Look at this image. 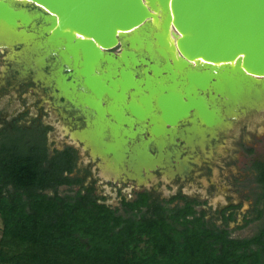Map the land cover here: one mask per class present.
<instances>
[{"label":"water","instance_id":"obj_1","mask_svg":"<svg viewBox=\"0 0 264 264\" xmlns=\"http://www.w3.org/2000/svg\"><path fill=\"white\" fill-rule=\"evenodd\" d=\"M11 1L0 0V25L18 32L27 29L28 21L33 18L35 29L45 33L40 36L41 44L58 53V58L53 55L46 58L45 67H49V73L53 68L59 70L62 78L69 80L67 84L84 89L86 97L99 100L105 109L124 100L123 107L130 108L128 116L138 118L145 116L143 113L149 104L151 113H159L153 116H160L166 130L183 125V121L190 127L182 130H191L194 128L191 121L198 116L203 121L208 119L210 125L205 124L214 130L206 135L212 137L238 111L264 106V97L259 101L253 89L264 77V0H24L26 4ZM155 3L160 7L163 25L160 31L152 33L150 23L154 19ZM168 32L175 41L173 48L178 58L167 49L165 36ZM3 37L0 35V49L11 52L10 57L16 65L26 66L22 57L24 43L6 41ZM57 46L64 47L69 61L60 60L63 50ZM116 48H119L118 53L112 51ZM19 55L20 62L17 61ZM57 63L60 66L57 67ZM193 63L197 66L191 67ZM179 64L186 72L183 78L176 73ZM217 64H222L221 68L234 64L239 69L236 79L228 73L212 71L211 66ZM135 68L137 70L132 72ZM225 68L232 73L231 68ZM50 74L44 76V80L53 91L59 92L55 98H64L72 108L84 113L80 104H75L56 86ZM223 74L226 76L219 80ZM249 88L253 90V98ZM136 94L138 96L134 97ZM217 97L224 102V109L227 104L230 108L235 104L234 113L226 112L219 127L214 125L213 114L210 115L217 111ZM141 99L145 100L138 105ZM99 101L84 98V102L100 115ZM140 126L148 140L151 133L146 125ZM161 134L155 133L160 137ZM80 142L85 150H91ZM176 144L168 148L173 150ZM112 145L109 140L106 151L95 158L108 164L106 172L124 174L113 169L120 157L109 150ZM149 151L156 154V145H151ZM169 154L166 155L168 161ZM131 158L125 159L130 161ZM164 159L157 163L162 164ZM127 160L124 162L129 172L134 166Z\"/></svg>","mask_w":264,"mask_h":264},{"label":"rangeland","instance_id":"obj_2","mask_svg":"<svg viewBox=\"0 0 264 264\" xmlns=\"http://www.w3.org/2000/svg\"><path fill=\"white\" fill-rule=\"evenodd\" d=\"M26 34L24 35L28 39H33L29 36H35L32 33ZM3 36V38L6 37V41L12 42L15 39L14 35L8 31ZM35 38L29 46V43L22 42L25 45L22 57L26 66L16 65L10 57L11 52L0 49V130L9 126L13 121L23 127H30L33 124L47 127L48 150L52 152L65 147L73 148L76 152L75 175L83 178L84 186L94 187L95 195L101 203L110 208L119 207L122 198L130 200L135 193L140 191H147L159 200L165 201L180 195L197 200L201 204L197 209L204 211L206 218L213 220L217 225L223 223L222 215L225 217L232 215L233 219L227 222V228L233 238H249L260 231L264 222V201L262 202L260 197L263 190L256 179L258 174L255 165L257 163L264 165V106L238 111L219 127L226 112L234 113L235 104L232 108L227 104V108L224 109V102L217 97V102H219L217 108L221 116L215 125L219 129L212 137L206 134L209 131L212 133L213 127H206L203 119L200 118L201 123L192 122L194 128L191 130H182L190 127L188 123H185L181 124L173 134L166 133L154 140H150V137L146 140L147 137L143 134L129 139L111 132L110 136L107 135V132L105 133L108 130L107 126L115 131L120 128V125H107V120L103 121L107 112L110 115H122L120 121L124 123L127 119L122 112L123 105H125L123 101L105 109L101 107L99 100L90 99L85 94L76 95L72 89L71 95L77 102L80 101L81 104L87 105L84 98L94 102L99 101L101 110L100 115L96 112L100 120H94L93 123L90 113L84 112L86 125L82 131L74 135L73 132L82 125L78 123L82 121L80 113L70 104L66 102L60 104L59 99L55 101L53 98L51 87L43 80V69L47 62L46 58L50 54L46 55L44 50L38 48L41 45V39L39 40V36ZM112 51L118 53L119 48ZM21 60L19 55L17 61ZM22 65L25 69L28 67L33 71L21 69L19 66ZM176 73L177 76L184 75L181 71ZM50 76L56 81L60 80L57 69L55 71L53 68ZM150 86L146 89H150ZM253 89L258 93L256 95L259 96L258 100H263L261 97H264V91L260 90L257 85ZM249 91V95L252 96L253 90ZM144 98L149 103L148 99ZM145 99L139 100L137 104L141 105ZM146 105L143 117L148 119V123L150 119V123L154 122L153 131L162 132L163 127L156 124V121L159 122L161 118L153 116L157 113L155 111L151 113L150 105ZM87 107L91 108L88 105ZM71 116L79 119L72 120ZM117 122H119L118 119ZM203 123L205 126L202 125ZM137 127H134V131ZM178 137H183L184 142H182L183 139H176ZM76 138L83 141L84 146L88 145L91 153L93 152L92 156L77 142ZM108 139L113 143L109 146V150L115 157H120L116 167H112L114 164L110 167L119 172H125L124 174L119 175L116 172L110 174L106 172L108 164L104 165L96 161L95 156L102 155L101 151H106L105 145H108L106 142ZM174 142L177 143L174 149H169L168 146L172 148L171 144ZM154 144L157 147V153L152 152L151 154L149 149ZM168 152L171 154H169V161L166 157ZM163 157L165 159L162 164L157 163ZM125 158H131V160L128 161ZM125 160L134 166L132 171L128 172ZM67 191L66 187L59 189L60 194H65ZM259 200L260 203L257 204ZM178 203L180 201H175L173 205ZM258 211L262 212L261 219L257 218ZM8 248L5 241L3 242L0 222V252L9 254ZM11 254L15 255L16 251ZM0 264L13 263L0 260Z\"/></svg>","mask_w":264,"mask_h":264},{"label":"trees","instance_id":"obj_3","mask_svg":"<svg viewBox=\"0 0 264 264\" xmlns=\"http://www.w3.org/2000/svg\"><path fill=\"white\" fill-rule=\"evenodd\" d=\"M47 129L0 131V222L13 264H264V222L258 233L233 238L207 219L200 203L147 192L110 208L73 177L76 153L49 152ZM264 201V165L257 163ZM68 191L60 194L59 189ZM78 187L77 190H73ZM175 201H180L174 204ZM260 200L257 201V204ZM258 219L262 212L258 211ZM16 251L15 255L11 253ZM8 259V260H7Z\"/></svg>","mask_w":264,"mask_h":264},{"label":"bare ground","instance_id":"obj_4","mask_svg":"<svg viewBox=\"0 0 264 264\" xmlns=\"http://www.w3.org/2000/svg\"><path fill=\"white\" fill-rule=\"evenodd\" d=\"M15 2H22V3H24V4H26L27 2L26 1H24V0H12L11 1V3H15ZM155 12L153 13V20H151L152 22L150 23V29H151V32L152 33H154V32H158V31H160V29H161V27H162V25H163V19H162V17H161V10H160V7L155 3ZM43 24H41V26H42ZM28 27H30V29H31V31L29 30V28ZM164 27V26H163ZM36 28V24L34 23V20H33V18L32 19H30L29 21H28V23H27V29H22V30H20V31H18V32H13L12 30H8V27H6L5 25H0V35L1 36H3V35H6L7 34V31L8 32H10V33H12L13 35H14V42H26V43H29L28 44V46L31 44V42H33V39H36L35 37H37V36H39V39H40V36L43 34V35H45V33H43L42 32V30L41 29H38L37 28V30L35 29ZM48 32L50 33L51 32V30L49 29L48 30ZM26 34V33H32V34H35V36H29V37H31V38H33V39H28L27 38V36H25L24 34ZM171 33L170 32H168L167 34H166V36H165V39L168 41V44L166 43V46H167V49H168V51H170L171 50V55L174 57V58H178V56H177V54H176V49L175 48H173L174 46H175V41L172 39V37H171V35H170ZM27 35V34H26ZM12 38V37H11ZM41 43H42V39H41ZM50 44V43H49ZM46 45V44H45ZM25 46V45H24ZM35 48V47H34ZM40 50H44L45 51V53H46V55H53V56H58V53L57 52H55V53H53L52 51H50V49L48 48V46H44L43 44H41L39 47H38ZM57 48H59V49H61V50H63L64 49V47L63 46H57ZM149 48V47H148ZM52 50V49H51ZM162 52H164L163 50H162ZM59 57H61L60 58V60H62V59H64L63 61H65V62H67V61H69L68 59L70 58V56H69V54H68V52L66 51V50H63V51H61V54H60V56ZM124 57H126V56H124ZM58 58V57H57ZM128 58H130V56L128 57ZM131 59H132V56H131ZM58 62H59V60H58ZM122 64V63H121ZM196 64L197 65H201L202 64V62H196ZM195 63H193L192 64V66L191 67H195V66H197ZM104 65H106V63L104 64ZM111 65V64H110ZM130 65V64H129ZM220 65H222V64H217V65H215V66H211V69H212V71H214V72H216L217 74H220V73H228L229 75H231V76H233L234 77V79H236V77L235 76H237L238 75V71H239V69L234 65V64H232L231 66H225V67H227V68H231V71H232V73H230V72H227V69L225 68V67H222L221 68V66ZM58 66H60L58 63H57V67ZM179 66V68H176V71L178 72V71H181V72H183L184 73V75L186 74V72H185V69L184 68H181L182 66L179 64L178 65ZM128 69V68H127ZM241 69V68H240ZM135 70H137L136 68L135 69H131V71L132 72H134ZM56 71V70H55ZM139 71H140V69H139ZM57 74H58V76H59V78H61V72L59 71V70H57ZM130 74V73H129ZM183 75V76H184ZM224 75L226 76V74H223V75H221L220 77L221 78H218L219 80H221V79H223V77H224ZM104 76V78H107V76L108 75H103ZM183 76H182V78H183ZM79 77H81L80 75H79ZM109 77V76H108ZM110 78V77H109ZM101 80H102V78H101ZM56 81V80H55ZM261 82H262V84H261ZM65 85H68L69 87H71V88H75L76 86H72L71 85V83H69V84H64V86ZM136 85V84H135ZM143 85V84H142ZM56 86L59 88V89H61V91L66 95V93L64 92L65 90L63 89V85H62V87L60 86V84H59V79L56 81ZM258 86V88L260 87V90H262V91H264V77L262 78V81H260V84L259 85H257ZM135 87H137V86H135ZM254 88V87H253ZM77 91H79V93L77 92L76 93V95H82V92H84L83 90L84 89H82V88H78V87H76L75 88ZM249 90H250V88H249ZM252 90V89H251ZM128 91H130V90H128ZM126 92L127 94L129 93V92ZM81 92V93H80ZM106 95V94H105ZM137 95V94H136ZM136 95H133L134 97H136ZM243 96V95H242ZM69 97V96H68ZM106 97V96H105ZM129 98V97H128ZM126 99V98H124L126 101H128L129 99ZM69 99H71L72 101L73 100H75V99H72L71 97H69ZM107 99V98H106ZM214 99L212 100V103L214 104ZM75 102V104H80V106L81 107H83V111L84 112H88V113H90V116L91 117H93V113H92V111H91V108H89V107H87V105H85V104H81V103H78V102H80V101H74ZM111 102V101H110ZM124 100H123V104H124ZM110 104V103H109ZM108 104V105H109ZM112 104V103H111ZM102 106V105H101ZM112 106V105H111ZM86 108H87V110H86ZM103 108V107H102ZM123 108H125V109H127L128 110V112L130 111V108H129V106H127V107H123ZM93 109V108H92ZM90 110V111H89ZM94 111H95V109H94ZM96 112V111H95ZM132 112V111H131ZM155 113H157V115L159 114L158 112H155ZM213 114V116L215 117V118H213V119H216L215 120V124L214 125H216V123L217 122H219V118H220V113H219V110H218V108H217V111L216 112H214V113H211L210 115H212ZM158 117H160V116H158ZM133 118V117H132ZM191 122H200L201 123V119L200 118H198V116H195L193 119H192V121ZM204 123H207L208 125H210L209 124V122H208V119H204V121H203ZM123 123V122H122ZM122 123H120V124H122ZM185 123H188V122H186V121H183V124H185ZM204 123L202 124V125H204ZM153 124H154V122H152V123H148V119L147 118H145V117H143V116H138V118H133L132 120H126L125 122H124V124L123 125H126V126H128V127H130V128H133V130H131V131H129V133L127 134V135H125L127 138H129V139H134V137H136L137 135H142V130H140V131H138V129H140L139 127H137L138 129L136 130V131H134V126H140V125H146V126H148L147 128H148V130H149V132L151 133L150 134V140H154V138H159L160 136H156L155 135V133H158V132H155V130L153 131ZM156 124H159V125H161L163 128H162V132H160V133H162L161 134V136H163V134H173L174 133V131L179 127V126H173V127H170V129L169 130H166L165 129V131H164V126H165V124H164V122L160 119L159 120V122H157L156 121ZM205 126V125H204ZM206 127H208V128H210L211 126H207L206 125ZM166 128H167V126H166ZM141 129H143V128H141ZM144 130V129H143ZM114 131V130H113ZM116 131V130H115ZM138 131V132H137ZM117 134V133H116ZM101 153L103 154L104 152H102L101 151ZM123 157V156H122Z\"/></svg>","mask_w":264,"mask_h":264},{"label":"flooded vegetation","instance_id":"obj_5","mask_svg":"<svg viewBox=\"0 0 264 264\" xmlns=\"http://www.w3.org/2000/svg\"><path fill=\"white\" fill-rule=\"evenodd\" d=\"M21 69H23L24 68V66L22 65V66H19ZM29 69H31V68H28V69H23V70H29ZM47 69H49V67L47 68V67H44V69H43V72H44V76H49V71L47 72ZM50 70V69H49ZM32 72V71H31ZM51 72H52V70H51ZM34 73V72H33ZM64 73H66V72H64ZM43 80H44V78H43ZM45 81V80H44ZM69 80H64L63 78H62V76H61V78H60V80H59V84H60V86L62 87V85L64 86V84H66L67 82H68ZM46 83V82H45ZM47 84V83H46ZM76 88V87H75ZM75 88H71V87H69L68 85H65L64 87H63V89L66 91V93L68 94V96L69 97H71L72 99H74L73 97H72V95H71V90L73 89L74 91H75V93H79V91H77ZM64 91V92H65ZM51 93H52V96H53V98L55 99V101H56V99H59V103L60 104H62V103H65V100H64V98H55L56 96H55V94L57 95V96H59V92L58 91H53V89H51ZM82 94H85L84 92H82ZM108 100V99H107ZM75 101H76V99H75ZM110 105V104H109ZM106 107V106H105ZM104 107V108H105ZM108 109V108H107ZM65 110V109H64ZM63 110V111H64ZM86 110H87V108H86ZM90 111V110H89ZM91 111H92V113H93V117L91 118V121H92V123H93V121L94 120H97V119H99L100 120V118H99V116H97V113L93 110V109H91ZM122 112H123V116H125V119H127V120H132L133 118H132V116H128L129 114L127 113L128 112V110L127 109H125V108H123V110H122ZM78 113H80L79 115H80V117H81V119H82V121L81 122H78V123H81L82 125L80 126V127H78L74 132H73V134L74 135H76L79 131H82L83 129H84V127H85V117H84V115H83V113H81L80 111H78ZM76 114V113H75ZM71 115V114H70ZM72 117V120L74 119V120H76V119H79V118H74L73 116H71ZM121 118H122V115H120V114H114V115H110L109 113H105V117H104V119H103V121H105V120H107V125L108 124H110V125H112V124H116L117 126H119L120 128H118V129H116V131H113V129L111 128V127H109V126H107V131H105V133L107 134V135H109L110 136V132L111 133H114V134H119L120 136H122V137H125V138H127L125 135H127L128 133H129V131H131V130H133V128H130V127H128V126H126V125H123L124 123H122V124H120L121 122H123V121H120L121 120ZM117 119H118V121L119 122H117ZM97 122V121H96ZM101 123V122H100ZM157 125H159V124H157ZM12 126H17V127H21V128H29V127H23V126H20L19 124H17L16 123V121H13L12 123H10L9 124V126H6V127H3L0 131H2V130H4V129H11L12 128ZM34 128H36V129H39V128H41V129H47V127H44L43 125H41V124H33L32 125ZM93 126V125H92ZM138 126V125H137ZM31 127V126H30ZM135 127V126H134ZM139 127V126H138ZM139 128H142L141 126L139 127ZM165 129H166V126H164V131H165ZM48 130V129H47ZM110 130V131H109ZM140 130H142V129H139V131ZM46 136H47V133H46ZM76 140H77V142L78 143H80L81 144V142L76 138ZM107 143L109 142V139L106 141ZM82 145V144H81ZM115 145V144H114ZM83 146V145H82ZM72 149L73 151H75L73 148H71V147H65L64 149H62V150H57V151H59V152H62V151H64V150H66V149ZM55 151V150H54ZM50 152V151H49ZM53 152V151H52ZM87 152H89V154L91 155V152L89 151V150H87ZM51 153V152H50ZM76 153V152H75ZM92 156V155H91ZM96 161H99L100 163H101V161H100V159L99 158H96ZM76 169V168H75ZM115 173V172H114ZM113 174V173H112ZM73 175V177H76V178H79V179H81L82 180V184H83V186H84V180H83V178L82 177H80V176H77V175H75V170H74V173L72 174ZM84 187H86V188H92L93 190H94V196L95 197H97L96 195H95V189H94V187H92V186H84ZM77 189H78V187H76ZM142 192H147V191H140V192H137V193H135L134 194V196H133V198H131L130 200H127V199H125V198H122V200L124 199L126 202H131V201H133L135 198H136V195L137 194H139V193H142ZM148 194H150V196L153 198V199H158V198H156V197H154V195H152L151 193H149V192H147ZM176 197H180L181 198V196L180 195H176L175 197H173L172 199H174V198H176ZM98 198V197H97ZM184 198H186V197H184ZM99 199V198H98ZM187 200H192V199H188V198H186ZM121 200V201H122ZM159 200V199H158ZM171 200V199H170ZM159 201H165V200H159ZM197 201V200H196ZM121 204V203H120ZM120 207V206H119ZM118 208V207H117Z\"/></svg>","mask_w":264,"mask_h":264}]
</instances>
